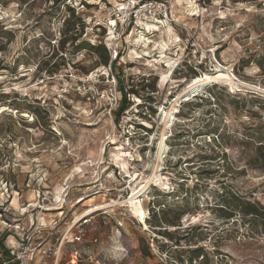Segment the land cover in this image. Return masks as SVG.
I'll return each mask as SVG.
<instances>
[{"label":"rangeland","instance_id":"obj_1","mask_svg":"<svg viewBox=\"0 0 264 264\" xmlns=\"http://www.w3.org/2000/svg\"><path fill=\"white\" fill-rule=\"evenodd\" d=\"M160 1L121 31L122 0H0V254L25 233L60 264H264V226L218 211L264 206V0Z\"/></svg>","mask_w":264,"mask_h":264},{"label":"built area","instance_id":"obj_2","mask_svg":"<svg viewBox=\"0 0 264 264\" xmlns=\"http://www.w3.org/2000/svg\"><path fill=\"white\" fill-rule=\"evenodd\" d=\"M168 3L160 0H122L117 8V17L122 21L117 22L116 27L121 31L126 30L131 23L143 22L149 14L155 10H164L167 15ZM112 60H116L119 53L114 50ZM16 229H18L16 227ZM18 241L17 247L10 250V258L2 264H33L38 258L37 264H60L61 247L52 248L44 243L35 242L33 236L28 235ZM79 236L77 240H80ZM70 264H79L77 254L70 255Z\"/></svg>","mask_w":264,"mask_h":264},{"label":"trees","instance_id":"obj_3","mask_svg":"<svg viewBox=\"0 0 264 264\" xmlns=\"http://www.w3.org/2000/svg\"><path fill=\"white\" fill-rule=\"evenodd\" d=\"M54 3H60V0H54ZM66 26H69V21L66 22ZM73 25L70 26V28L68 29L69 31L73 30ZM81 48L84 47H88L92 52H95L98 56L102 57V62L104 64V66H110L111 68L114 67L115 65V61L116 60H112V56L109 53V50L107 48V46L103 43L101 44H90L88 42H83L80 45ZM114 69H116L114 67ZM148 101H153V99L149 96ZM130 102L127 98V95H124L123 100L121 101L119 107H118V112H117V116L116 119L119 120L120 115H122V113L126 112L129 107H130ZM218 211H220L222 213V216L225 219H230L233 218L235 220H237V215L240 216V218L242 219V222L244 225H250V226H255L257 223H260L264 226V206L262 205V203L258 200H246L245 198H243L242 196H240L237 193H228L225 195L221 196V202L219 204L218 207ZM166 210H161L162 215L166 214ZM152 214L153 217L156 218L159 214L160 211L157 213L156 211L152 210ZM235 222V221H234ZM238 222V220H237ZM160 223L162 225H164L165 227V232H163L166 237H168L169 239L172 238L171 236V232L169 231V227H177L180 226V222L179 220H168L167 218H163L162 220L160 219ZM149 225L153 226V227H163L162 225H152V222L149 221ZM194 256H192L190 258V261L193 260L194 258L203 256V252L200 249L194 250L192 251Z\"/></svg>","mask_w":264,"mask_h":264},{"label":"bare ground","instance_id":"obj_4","mask_svg":"<svg viewBox=\"0 0 264 264\" xmlns=\"http://www.w3.org/2000/svg\"><path fill=\"white\" fill-rule=\"evenodd\" d=\"M219 78H220V80L222 79V80H228L229 79V77L226 75V74H221L220 76H219ZM231 80V79H230ZM217 81V79L216 78H210L209 80H205V79H202V78H195L194 80H193V82L189 85V90H193V89H195L196 87H198V86H201V85H203V84H206V83H211V82H216ZM184 94V93H183ZM162 145H163V142H162V144H161V148H162ZM146 187V186H145ZM144 187V188H145ZM136 195H138V194H136ZM136 195H134L133 196V198L134 197H137ZM100 209V208H99ZM95 210H90V211H88L87 212V215H89V214H91V213H93ZM83 217V216H82Z\"/></svg>","mask_w":264,"mask_h":264},{"label":"crops","instance_id":"obj_5","mask_svg":"<svg viewBox=\"0 0 264 264\" xmlns=\"http://www.w3.org/2000/svg\"><path fill=\"white\" fill-rule=\"evenodd\" d=\"M18 240H14V239H10L8 241L9 246H6L7 248H4L3 250H1V254H0V264H2L5 260H8L10 258V250H12L13 248H15L17 246V242ZM11 244V246H10ZM38 262V258L35 259L33 264H37Z\"/></svg>","mask_w":264,"mask_h":264}]
</instances>
